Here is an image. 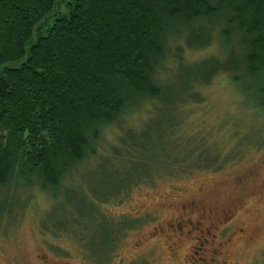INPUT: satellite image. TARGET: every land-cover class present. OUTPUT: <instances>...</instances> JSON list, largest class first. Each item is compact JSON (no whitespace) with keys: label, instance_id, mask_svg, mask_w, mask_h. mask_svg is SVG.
<instances>
[{"label":"trees","instance_id":"1","mask_svg":"<svg viewBox=\"0 0 264 264\" xmlns=\"http://www.w3.org/2000/svg\"><path fill=\"white\" fill-rule=\"evenodd\" d=\"M195 27V43L180 45ZM215 36L218 50L235 46L239 52L222 62L186 60L184 53L205 50ZM173 47L179 49L181 83L183 77L208 86L219 76L233 83L264 82V0H0V196L11 183L44 192L62 186L77 165L95 155L94 145L109 125L119 130L109 159L147 161L149 174L109 198L82 199L84 223L66 220L58 227L80 243L85 232L95 231L94 220L109 218L99 205L124 198L133 185L218 171L226 158L209 131L185 129V108L201 102L187 85L179 90L181 110L173 122L157 120L140 129L121 125L128 111L147 102L161 105L175 94L157 80L164 64L176 61ZM183 60L192 64L184 67ZM193 67L201 73L190 72ZM250 96L264 107V86ZM150 113L158 115L160 106ZM109 220L112 256L125 231L139 223Z\"/></svg>","mask_w":264,"mask_h":264},{"label":"rangeland","instance_id":"2","mask_svg":"<svg viewBox=\"0 0 264 264\" xmlns=\"http://www.w3.org/2000/svg\"><path fill=\"white\" fill-rule=\"evenodd\" d=\"M196 30L185 33L180 45L195 43ZM213 39L203 51L184 53L186 60L194 64L209 62L210 58L222 62L231 52H239L235 46L218 50L220 41L217 36ZM172 54L176 61L164 64L157 80L177 95L163 98L161 105L147 102L128 111L121 125L140 129L157 120L165 126L173 122L181 110L179 90L187 85V92L197 91L201 102L185 108V129L209 131L212 142L226 158L224 165L215 172L196 170L145 181L133 185L124 198L102 202L99 210L106 217H129L133 223L140 217L138 227L125 231L110 256L113 223L109 218L94 220L95 231L85 232L83 243L73 237L75 234L70 236L58 228L66 220L84 223L79 216L82 199L90 202L94 197L109 198L121 187L126 189L149 174L147 161L115 163L109 159L112 149L118 146L119 135L117 127L109 125L94 145L95 155L77 165L62 186L46 192L37 185L19 187L11 183L5 188V197L0 196V264H191L188 254L194 242L175 226L185 229L188 221L194 224L199 218L208 225L224 214L229 216L228 224L220 229L218 225L216 242H226L208 247V253L215 250L222 256L211 257L212 263L209 256L204 257L207 262L197 256L192 263L264 264V107L259 106L260 99L250 96L264 82L233 83L219 76L208 86L197 87L193 80L183 77L181 83L176 57L179 49ZM191 64L182 62L184 67ZM198 68L190 72L200 74ZM159 106L158 115L149 114ZM122 224L118 222L116 227ZM86 255L105 262L93 263Z\"/></svg>","mask_w":264,"mask_h":264},{"label":"flooded vegetation","instance_id":"3","mask_svg":"<svg viewBox=\"0 0 264 264\" xmlns=\"http://www.w3.org/2000/svg\"><path fill=\"white\" fill-rule=\"evenodd\" d=\"M182 210L185 212L187 208L185 210L182 208ZM190 211H193V210L191 209ZM227 219H229V216L224 214V215H221L215 218L217 222L214 223L213 221H211L209 222L208 225H207V222L206 224H204L203 220L199 218L194 224L188 221L187 226H186L187 228L185 229H182V226L179 224L175 226V228H177V230L180 231L182 235L188 236L189 239L194 242L193 246H191V248L189 249V254H188V256L191 258L190 259L191 264H194L192 263V261L195 260L197 256H201L203 262H207L205 261V258H204L206 256H209L210 259L211 257L214 258V257H217L218 255L222 256L221 252L219 253L218 251H215V250H211L212 254L208 253V247L211 245H215V246L224 245V243L226 242L225 240L222 243H217L216 240L219 234L218 225H220L219 229L220 227H222L223 224L227 225L228 224V222H226ZM213 261L214 259H211V263Z\"/></svg>","mask_w":264,"mask_h":264}]
</instances>
